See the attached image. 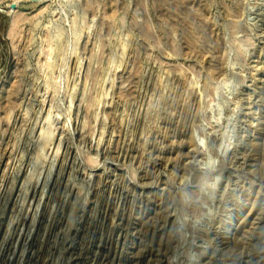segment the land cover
<instances>
[{
	"label": "rangeland",
	"instance_id": "rangeland-1",
	"mask_svg": "<svg viewBox=\"0 0 264 264\" xmlns=\"http://www.w3.org/2000/svg\"><path fill=\"white\" fill-rule=\"evenodd\" d=\"M0 264H264V0H0Z\"/></svg>",
	"mask_w": 264,
	"mask_h": 264
},
{
	"label": "water",
	"instance_id": "water-1",
	"mask_svg": "<svg viewBox=\"0 0 264 264\" xmlns=\"http://www.w3.org/2000/svg\"><path fill=\"white\" fill-rule=\"evenodd\" d=\"M14 8H15V4H11L10 9H14Z\"/></svg>",
	"mask_w": 264,
	"mask_h": 264
}]
</instances>
